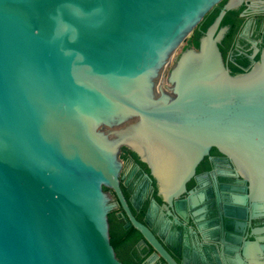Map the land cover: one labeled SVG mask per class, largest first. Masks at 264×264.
<instances>
[{"label": "water", "instance_id": "water-1", "mask_svg": "<svg viewBox=\"0 0 264 264\" xmlns=\"http://www.w3.org/2000/svg\"><path fill=\"white\" fill-rule=\"evenodd\" d=\"M121 147L168 203L214 148L264 217V43L240 0H0V264H128L110 191L175 264L123 199ZM241 221L223 262L264 264V220Z\"/></svg>", "mask_w": 264, "mask_h": 264}, {"label": "flooded vegetation", "instance_id": "flooded-vegetation-1", "mask_svg": "<svg viewBox=\"0 0 264 264\" xmlns=\"http://www.w3.org/2000/svg\"><path fill=\"white\" fill-rule=\"evenodd\" d=\"M240 5L257 23L258 36L264 43V0H240ZM118 158V185L130 214L146 227L175 264L181 260L184 264H225L222 242L228 243L227 238L246 231L247 223L241 220H264L248 217V206L243 201L244 178H239L230 160L214 148L196 165L184 192L170 203L157 195L147 166L128 148L121 147ZM110 194L117 206L107 218L110 213L118 217L112 223L121 229L118 235L125 238L122 244L130 245L124 260L132 264H165L122 216L115 196L111 191ZM256 227L258 222H252L249 229Z\"/></svg>", "mask_w": 264, "mask_h": 264}, {"label": "trees", "instance_id": "trees-1", "mask_svg": "<svg viewBox=\"0 0 264 264\" xmlns=\"http://www.w3.org/2000/svg\"><path fill=\"white\" fill-rule=\"evenodd\" d=\"M118 217L115 216L114 214L110 213L109 216H108V219L111 220V223H112V220H116ZM119 230V232H121V229L119 226H117V231ZM120 236V235H119ZM129 248H130V245L129 244H121L118 245L113 251H114V254H115V257L116 259L119 261V262H125V263H128V264H132L131 260H127L125 261L124 258L128 257V252H129Z\"/></svg>", "mask_w": 264, "mask_h": 264}]
</instances>
